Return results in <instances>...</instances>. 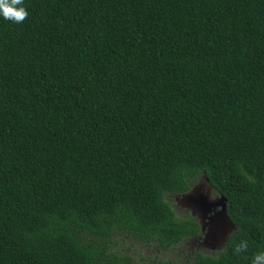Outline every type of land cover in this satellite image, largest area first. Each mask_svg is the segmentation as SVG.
<instances>
[{
  "label": "trees",
  "instance_id": "1",
  "mask_svg": "<svg viewBox=\"0 0 264 264\" xmlns=\"http://www.w3.org/2000/svg\"><path fill=\"white\" fill-rule=\"evenodd\" d=\"M21 6L0 16V264H135L118 236L198 234L165 198L198 176L234 228L185 264L264 252V0Z\"/></svg>",
  "mask_w": 264,
  "mask_h": 264
},
{
  "label": "rangeland",
  "instance_id": "2",
  "mask_svg": "<svg viewBox=\"0 0 264 264\" xmlns=\"http://www.w3.org/2000/svg\"><path fill=\"white\" fill-rule=\"evenodd\" d=\"M195 183L198 185L201 183L203 188L206 187L204 182L197 181ZM207 190L210 192L211 198L217 196L210 187ZM180 197L181 194H167L165 198L176 215L187 216L190 214L189 209L183 204ZM117 246L123 252H127L135 264H185L193 249L205 254H213L217 250L216 249L212 252L205 244L196 246V244L192 240H189V238L182 240L173 247L162 249L154 243L142 244L130 237L118 236Z\"/></svg>",
  "mask_w": 264,
  "mask_h": 264
},
{
  "label": "flooded vegetation",
  "instance_id": "3",
  "mask_svg": "<svg viewBox=\"0 0 264 264\" xmlns=\"http://www.w3.org/2000/svg\"><path fill=\"white\" fill-rule=\"evenodd\" d=\"M197 181H201L202 183L204 182L206 184V187L204 188L206 189L203 188L201 183H199V185L196 184L195 182ZM209 187L213 190V188L208 184L203 176H198L197 178L192 179L188 182V190L183 193H188L190 199H182L183 194H181L180 198L183 204H185L189 209V215L192 216L199 225L198 234L190 236L189 240H192L196 244V246L205 244L211 251H214L222 246L232 229L227 224H223L221 227H219L220 229L216 228L217 231L214 230V232L212 229V221L210 218L214 214V212L218 210V206L210 207L207 211L204 212L202 210V207L197 205L195 199H197L199 195L206 196L207 200H214L215 198H217L218 194L214 198L210 197V192L207 190Z\"/></svg>",
  "mask_w": 264,
  "mask_h": 264
},
{
  "label": "clouds",
  "instance_id": "4",
  "mask_svg": "<svg viewBox=\"0 0 264 264\" xmlns=\"http://www.w3.org/2000/svg\"><path fill=\"white\" fill-rule=\"evenodd\" d=\"M23 0H0V16L13 23H22L28 16L22 7ZM248 249L247 241H240L233 249L235 254H241ZM251 264H264V252H258L251 260Z\"/></svg>",
  "mask_w": 264,
  "mask_h": 264
},
{
  "label": "water",
  "instance_id": "5",
  "mask_svg": "<svg viewBox=\"0 0 264 264\" xmlns=\"http://www.w3.org/2000/svg\"><path fill=\"white\" fill-rule=\"evenodd\" d=\"M182 199L189 200L190 196L188 193L183 194ZM198 206L202 207V210L205 212L210 207H216L218 206V210L214 212V214L211 216L212 221V229L213 231L221 227L223 224H227L231 229L234 228L233 223L229 219L227 212H226V204H225V198L220 194L215 198L214 200H207L206 196L199 195L197 199H195ZM220 229V228H219ZM215 232V231H214Z\"/></svg>",
  "mask_w": 264,
  "mask_h": 264
}]
</instances>
